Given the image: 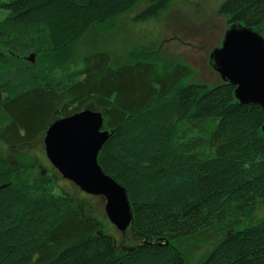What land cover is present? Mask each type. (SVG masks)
Instances as JSON below:
<instances>
[{
	"label": "trees",
	"instance_id": "1",
	"mask_svg": "<svg viewBox=\"0 0 264 264\" xmlns=\"http://www.w3.org/2000/svg\"><path fill=\"white\" fill-rule=\"evenodd\" d=\"M139 1L0 3V149L31 146L54 117L102 111L98 163L125 188L135 237L118 247L49 175L29 177L23 161L34 158L0 150V264H186L179 244L212 229L225 237L197 264H264V218L237 229L264 208L263 109L221 78L184 83L192 68L150 47L115 67L107 53H78L92 27ZM171 1L152 0L140 20ZM217 13L264 37V0H223Z\"/></svg>",
	"mask_w": 264,
	"mask_h": 264
},
{
	"label": "rangeland",
	"instance_id": "2",
	"mask_svg": "<svg viewBox=\"0 0 264 264\" xmlns=\"http://www.w3.org/2000/svg\"><path fill=\"white\" fill-rule=\"evenodd\" d=\"M8 1L0 0V3ZM222 1L172 0L158 18L141 21L139 15L152 4V0H140L131 12L105 25L92 27L78 43V53H107L111 66L115 67L126 62L130 53L150 47L146 48L145 52L152 56L167 62L181 61L192 68L191 77L184 83H204L210 87L218 83L220 77L214 73L209 63V54L213 48L220 45L228 26L226 17L217 13ZM6 16L7 10L0 6V20ZM30 144L31 146L27 147L3 150L7 151V156L15 162L34 158L29 163L23 161L29 177L49 175L53 179V191L68 195L72 200L71 204L80 207L83 214L96 220L102 233L113 237L118 247L134 241L135 237L129 228L126 237L111 224L104 213L105 202L103 203L101 196L85 194L69 180L59 177L61 174L46 159L42 138ZM262 218L264 208L260 207L251 219H243L237 229H243ZM124 236L126 239H120ZM224 237L225 235L218 234L212 229L185 238L184 243L179 244V248L186 264H197Z\"/></svg>",
	"mask_w": 264,
	"mask_h": 264
},
{
	"label": "water",
	"instance_id": "3",
	"mask_svg": "<svg viewBox=\"0 0 264 264\" xmlns=\"http://www.w3.org/2000/svg\"><path fill=\"white\" fill-rule=\"evenodd\" d=\"M26 59L33 62L34 54ZM209 63L221 80L234 86L239 103L256 104L264 111V37L259 31L229 24L220 45L211 50ZM101 127L102 115L92 108L57 119L46 130L44 152L64 179L85 193L102 196L107 218L125 231L132 225V209L125 188L98 163L99 151L109 136ZM261 130L264 134V122Z\"/></svg>",
	"mask_w": 264,
	"mask_h": 264
},
{
	"label": "bare ground",
	"instance_id": "4",
	"mask_svg": "<svg viewBox=\"0 0 264 264\" xmlns=\"http://www.w3.org/2000/svg\"><path fill=\"white\" fill-rule=\"evenodd\" d=\"M88 108H92L94 111H96V112H100L101 113V115H102V117H103V115H104V113L102 112V111H100V110H96L94 107H92V106H86V107H83L80 111H83V110H85V109H88ZM80 111H78V112H80ZM78 112H75V113H78ZM75 113H73V114H75ZM73 114H71V115H73ZM71 115H69V116H71ZM66 117H68V116H66ZM60 118H65V117H54V118H52L51 119V121H50V123L48 124V126L46 127V129H45V131H44V133H43V135H42V143H43V148H44V137H45V133H46V130L48 129V127L55 121V120H57V119H60ZM102 120H103V118H102ZM46 159H47V157H46ZM47 161L50 163V161L47 159ZM51 164V163H50ZM81 192H83V193H85L84 191H82L81 190ZM85 194H88V193H85ZM88 195H91V194H88ZM93 196H96V195H93ZM111 224L112 225H114L112 222H111ZM115 226V225H114ZM116 227V226H115Z\"/></svg>",
	"mask_w": 264,
	"mask_h": 264
},
{
	"label": "flooded vegetation",
	"instance_id": "5",
	"mask_svg": "<svg viewBox=\"0 0 264 264\" xmlns=\"http://www.w3.org/2000/svg\"><path fill=\"white\" fill-rule=\"evenodd\" d=\"M37 140V139H36ZM36 140L34 141V142H36ZM39 169V168H38ZM61 179H64L62 176H59ZM73 184V183H72ZM73 185H75V184H73ZM76 186V185H75ZM77 187V186H76ZM78 188V187H77ZM101 199H102V201H103V203L105 202L104 201V198L101 196ZM103 207H104V204H103ZM82 213V212H81ZM104 213H105V211H104ZM83 214V213H82ZM106 215V214H105ZM107 217V216H106ZM91 219H93V218H91ZM96 221V220H95ZM118 230V229H117ZM126 231H127V229L125 230V231H120V230H118V232H120V233H122V234H124L126 237H127V235H128V233H126ZM133 235V234H132ZM120 237V239H126V237ZM112 239H113V237H112ZM115 242V241H114Z\"/></svg>",
	"mask_w": 264,
	"mask_h": 264
}]
</instances>
